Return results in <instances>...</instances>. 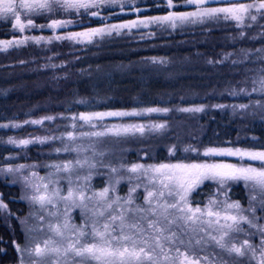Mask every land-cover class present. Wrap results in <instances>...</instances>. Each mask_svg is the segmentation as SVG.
Segmentation results:
<instances>
[{"label": "snow or ice", "instance_id": "snow-or-ice-1", "mask_svg": "<svg viewBox=\"0 0 264 264\" xmlns=\"http://www.w3.org/2000/svg\"><path fill=\"white\" fill-rule=\"evenodd\" d=\"M148 4L149 0H0V20L10 23L13 31L52 32L50 36L0 39V51L29 42L47 45L53 41H67L71 47L84 50L97 41L133 33L146 41L144 33L151 28L169 33L185 28L213 31L217 29L209 26L217 24L233 25L238 35L226 37L233 41L245 38V30L258 27V34L248 39L264 44V0H163V4L152 0L151 7L138 6ZM148 11L162 14H143ZM22 14H26L24 18ZM123 15L134 18L124 19ZM31 16L44 18L47 23L36 24L28 18ZM54 16L67 18H51ZM147 37L155 38L156 33L147 31ZM239 53L242 60L231 59L236 52H225L219 60L207 62L222 65L230 61L233 67L255 64L258 67L245 69L254 74L243 81H227L225 91L212 95L247 103L206 106L188 103L191 97L176 96L154 101L152 106L112 108L97 105L96 97H79L67 107L61 104L63 112L23 121L8 119L0 124V129L40 126L45 135L9 136L7 143L21 149L33 144H59L48 155L72 157L46 163L0 164V173L16 178L25 193L22 198L39 212L28 214L37 221L35 226H28V217H15L25 225L23 239L11 241L16 264H228L224 256L234 264H264V143L259 147L239 146V139L204 143L192 135L186 138L196 142L185 143L180 135L169 136L175 129L167 119H152L153 114L192 116L210 107L239 113L242 119L245 114L255 116L259 112L264 122V46L239 49ZM45 59L48 63L40 67L54 73L63 72L71 63H53L59 59L56 53ZM27 63L19 61V66ZM140 63L159 68L168 61L145 57ZM52 78L67 80L68 75L64 72ZM249 81L250 87L241 86ZM173 99L186 106H160L172 104ZM81 107L103 110L73 111ZM26 115L31 117L32 113ZM165 138L174 142L166 143ZM128 142L143 145L134 161L125 160V149L119 147ZM157 149L168 154L166 162L154 155ZM20 158L9 155L8 160ZM38 168L45 169L46 174L39 176L33 171ZM94 176L103 187H93ZM122 182L127 187L124 195L118 193ZM241 184L246 190V205L233 199V189ZM0 210L7 211L2 197ZM74 210L78 211L79 223L73 222ZM36 231L48 239L36 242L31 235Z\"/></svg>", "mask_w": 264, "mask_h": 264}, {"label": "trees", "instance_id": "trees-1", "mask_svg": "<svg viewBox=\"0 0 264 264\" xmlns=\"http://www.w3.org/2000/svg\"><path fill=\"white\" fill-rule=\"evenodd\" d=\"M232 2H251V0H232ZM157 4H163V0H155ZM152 0L148 5L151 7ZM144 15H158L160 12L148 11ZM26 14H22L24 18ZM58 19L67 18L54 16ZM37 24H44L46 19L31 16ZM53 18V17H51ZM124 19L134 18L131 15H123ZM114 22V21H109ZM264 23V21H261ZM95 26V25H92ZM209 28L217 30L207 31L200 28H185L179 32H165L160 29L151 28L145 31L146 41H140L139 34L125 35L122 38L97 41L81 50L79 46L68 47L67 52L63 47L51 44H35L29 42L27 45L13 47L7 51H0V124L7 123L8 119L23 121L29 118L35 119L42 115H50L63 112L64 104L79 97H96V104H105L112 108H131L152 106L154 101L160 99H172L182 96L188 99V103L206 106L210 104L247 103L246 100L216 99L213 93L225 91L229 85L227 81H243L245 76H252L251 71L258 65L243 63L239 67H233L231 62L220 64H209L208 60H219L225 52H236L232 60L243 57L239 49H258L264 46L259 39L253 41L248 39L258 34L259 28L245 30L247 36L237 41L231 38L238 33L231 24L210 25ZM78 30V29H69ZM60 31V30H57ZM147 31L156 33V37H147ZM186 33V34H182ZM13 35H52L51 31L25 30L23 34L19 30L13 31L11 24L0 20V39H10ZM65 44L69 42L65 41ZM55 45V46H53ZM109 47V48H108ZM74 55H69V53ZM59 54V59L52 62L59 64L70 61L66 69L53 72L43 69L40 65L48 63L46 57ZM79 58L77 62L76 58ZM145 57L166 58L168 63L162 67L155 68L151 64L140 63ZM37 61L31 63L30 61ZM19 61L29 62L26 66H19ZM67 73L68 79L53 80V75ZM250 87L248 85H241ZM208 98L205 99L204 97ZM258 98V97H254ZM160 106H186L180 105L178 100L173 99L170 105ZM103 110L100 108L85 109L73 108V111ZM26 113H32L29 117ZM7 118V119H5ZM152 119L160 121L167 119L175 131L169 136L180 135L185 143H195L188 140V135L195 136L204 143L219 141H241L242 147H259L264 143V122H261L260 113L257 115L245 114L243 119L239 113L230 110L206 108V111L195 115L166 116L164 114H153ZM57 123H62L58 121ZM50 128L51 125L45 124ZM40 126H24L21 129H0V164L27 163L40 160L49 145H29L24 149L7 143L9 136L15 138H26L30 135H45ZM164 142L172 143L173 140L165 138ZM150 143H156L151 141ZM124 143L119 147H123ZM135 150V151H133ZM129 153L123 156L134 161L138 149L130 148ZM119 154V153H118ZM9 155H19L17 160H8ZM154 155L158 160L167 161V153L156 150ZM179 158H183L182 156ZM194 158V157H193ZM229 162H239L237 158H227ZM153 162V161H144ZM254 166L260 167L259 162H253ZM97 184V181L94 185ZM93 185V186H94ZM124 186L122 187V191ZM206 191V189H205ZM233 199H240L245 203L246 190L241 184L233 189ZM0 197L7 204V211L0 210V264H16L17 253L11 241L23 239L22 225L15 217H22L28 210V203L22 198L21 189L18 184L0 175ZM11 213V215L9 214ZM21 219V218H20Z\"/></svg>", "mask_w": 264, "mask_h": 264}, {"label": "rangeland", "instance_id": "rangeland-1", "mask_svg": "<svg viewBox=\"0 0 264 264\" xmlns=\"http://www.w3.org/2000/svg\"><path fill=\"white\" fill-rule=\"evenodd\" d=\"M53 18H56V17H53ZM45 23H47V22H44V24ZM45 30L48 31V32H50V30H48V29H45ZM65 43H66L65 41H62V42H58V43H54V44L55 45H58L59 44L62 47L64 46L63 47V50L65 52H67L68 47H71V46H70V44H65ZM55 45H53V46H55ZM59 146H60L59 144L49 146V149L47 148L46 151H45L46 154L40 160H38V161H34L33 160V161L27 162V163H33V162H45L46 163L49 160H54V159H71L72 157H70V156H60V157H56V156H50V155H48V153L51 152V148H53V147H59ZM142 146L143 145L137 144L135 142H128V143H124V145H123V147L127 148V150L124 151V152H127V153L131 152L130 151V148L138 149V151H139L140 147H142ZM123 158L125 160H129V158H127V157H124L123 156ZM33 171H36L39 174V176H44L46 174V170L43 169V168L33 169ZM0 175L2 177H5V175L3 173H0ZM5 178H8V179L11 180V182H14V183L18 184V186L21 189L22 197L25 195V193L22 191V188H21V185H20L19 181L16 178H14V177H5ZM96 181H97V184L94 185V183ZM92 185H94L93 186L94 188L103 187V183L101 182V180L97 179L95 176H94V178L92 180ZM61 186L63 187L65 185H61ZM123 186H124V190L122 191V187ZM126 192H127V187L125 186L124 182H122L121 185L118 187V193L120 195H124ZM27 194L30 195L31 193H27ZM141 200H142V197H141ZM26 202L28 203V210L25 213V215H23L22 217H20L21 220H23L25 217H28V214H29L30 211L37 212L39 214L38 207H32V208H30L29 202L28 201H26ZM137 202L139 203L140 201H137ZM245 205H246V201H245ZM73 222L74 223H79L80 222L79 215H78V211L77 210H74L73 211ZM36 223H37V221L34 218L28 217V219H27L28 226H35ZM21 225H22V229L24 230L25 229V225L22 224V223H21ZM31 235L33 236V238L35 239V241L38 242V243H41L44 239H48V236L44 235L43 233H41L39 231L33 232ZM243 238L244 237H241V239H243ZM213 250L214 249H211V248L209 249V251H213ZM201 254L203 255L204 253H201ZM224 260L226 262H228V264H234V261L231 258H229L228 256H224ZM240 264H244V261H241Z\"/></svg>", "mask_w": 264, "mask_h": 264}]
</instances>
